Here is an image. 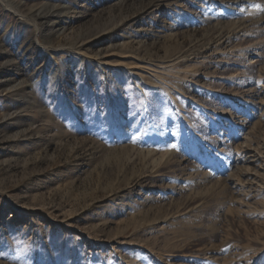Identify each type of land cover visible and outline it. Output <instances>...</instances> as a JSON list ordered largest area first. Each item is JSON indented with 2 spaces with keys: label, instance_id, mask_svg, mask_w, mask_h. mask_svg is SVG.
Instances as JSON below:
<instances>
[{
  "label": "rangeland",
  "instance_id": "rangeland-1",
  "mask_svg": "<svg viewBox=\"0 0 264 264\" xmlns=\"http://www.w3.org/2000/svg\"><path fill=\"white\" fill-rule=\"evenodd\" d=\"M232 1L0 0V264H264V4Z\"/></svg>",
  "mask_w": 264,
  "mask_h": 264
},
{
  "label": "bare ground",
  "instance_id": "bare-ground-1",
  "mask_svg": "<svg viewBox=\"0 0 264 264\" xmlns=\"http://www.w3.org/2000/svg\"><path fill=\"white\" fill-rule=\"evenodd\" d=\"M257 1V2H256ZM229 2V1H228ZM252 3H258L259 5H263L264 4V0H233L230 4L232 5V7H234V9L235 8H237V7H241V8H239V11H237V12H242L243 11V9L242 8H244V7H248V6H250ZM7 6L8 7H10L8 4H7ZM253 6V5H252ZM255 7V6H254ZM254 7H250L249 9H248V11H252L253 9H254ZM263 9H264V7H263ZM246 10V9H245ZM231 11H232V9H231ZM234 11V10H233ZM232 11V12H233ZM236 11V10H235ZM14 12H16V13H18L17 12V10H14ZM234 13V12H233ZM245 15V14H244ZM252 15V14H251ZM255 15V14H254ZM232 16V15H231ZM235 16V15H234ZM264 18V17H263ZM253 19H256V18H254V16H253V18L252 17H243L242 18V23L240 22V25H242V27H244V26H246L247 24L246 23H244V21H246V20H253ZM257 20V19H256ZM247 27V26H246ZM240 28V27H239ZM238 31H240V30H238ZM210 49V48H209Z\"/></svg>",
  "mask_w": 264,
  "mask_h": 264
}]
</instances>
